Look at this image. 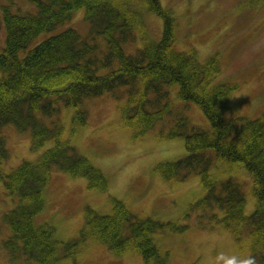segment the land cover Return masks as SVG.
I'll use <instances>...</instances> for the list:
<instances>
[{
	"label": "trees",
	"instance_id": "16d2710c",
	"mask_svg": "<svg viewBox=\"0 0 264 264\" xmlns=\"http://www.w3.org/2000/svg\"><path fill=\"white\" fill-rule=\"evenodd\" d=\"M29 1L31 11L13 13L9 5L2 10L6 37L0 45V182L15 202L4 215L11 235L3 248L10 261H74L95 241L117 257L132 250L146 264H167L169 255L161 253L155 237L165 230L182 233L188 226L139 218L119 200H113L108 215L87 208L78 238L65 243L50 224L37 227L36 218L44 210V191L54 169L87 178L90 189L109 188L105 173L72 143L85 124L84 100L111 96L120 125L137 139L172 115V89L178 87V98L198 105L211 128L191 125L185 115L173 116L168 132L159 133L158 139L183 138L185 155L155 170L176 183L198 175L203 192L190 210L203 212L200 221L214 215L209 222L222 226L235 241L248 239L250 256L241 264H264V112L257 119L233 112L231 100L239 85L220 79L219 57L202 63L195 49L178 51L176 17L160 0ZM80 11L86 33L67 28L52 34ZM151 15L164 23L160 38L152 32ZM42 34L52 35L32 47ZM65 110H73L68 139L63 138L66 126L60 118ZM10 125L31 134L33 152L50 146L35 161L7 173L10 154L3 129ZM238 169L251 181L254 205L248 211L245 185L235 175Z\"/></svg>",
	"mask_w": 264,
	"mask_h": 264
},
{
	"label": "rangeland",
	"instance_id": "374dc122",
	"mask_svg": "<svg viewBox=\"0 0 264 264\" xmlns=\"http://www.w3.org/2000/svg\"><path fill=\"white\" fill-rule=\"evenodd\" d=\"M163 8L170 9L176 17V48L178 51L195 49L200 62L208 57L220 59L221 78L236 83L239 89L231 100L233 112L248 119H257L264 112V2L260 0H160ZM13 13L31 11L29 0H0V45L5 42L2 21L4 6ZM84 11L75 15L72 22L59 27L58 34L67 28L87 31ZM152 32L160 38L164 23L151 15L148 19ZM51 34V35H52ZM42 34L34 46L48 39ZM26 51L21 56L24 57ZM174 109L167 121L160 123L142 138H133V131L120 125V114L111 96L83 101L85 124L72 137L73 146L80 155L88 157L109 180L106 191L89 188L84 177H73L61 171L52 172L44 191V210L36 218V226L50 224L61 242L78 238L84 227L87 208L101 215L112 212L113 200L126 204L139 218L154 217L158 221L178 222L188 229L181 232L165 230L155 237L156 246L167 264H241L250 256L249 241L243 237L235 241L222 226L209 222L214 215L200 221L201 211L190 210L203 190L200 177L192 174L176 183L163 178L155 167L163 162L176 161L185 155L183 138L159 140L166 134L173 116H186L191 125L210 129L202 109L178 98V87L172 89ZM73 110L64 111L60 118L70 137ZM167 123H170L169 125ZM9 159L4 169L7 173L22 163L35 161L50 145L40 152L31 150V134L19 133L15 126L3 129ZM238 180L244 183L248 198L247 211L252 209L251 181L245 172L237 170ZM15 206L0 182V264H36L20 258L10 261L4 242L11 232L4 215ZM190 213L189 218L185 216ZM60 264H146L137 251H128L117 257L106 246L89 241L73 260ZM153 264V263H150Z\"/></svg>",
	"mask_w": 264,
	"mask_h": 264
}]
</instances>
